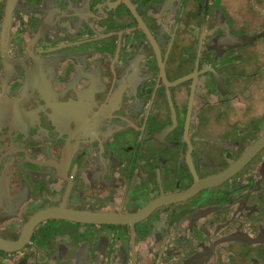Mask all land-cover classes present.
Segmentation results:
<instances>
[{
    "label": "flooded vegetation",
    "instance_id": "af4514ba",
    "mask_svg": "<svg viewBox=\"0 0 264 264\" xmlns=\"http://www.w3.org/2000/svg\"><path fill=\"white\" fill-rule=\"evenodd\" d=\"M230 1L0 0V264H264V147L137 216L264 136Z\"/></svg>",
    "mask_w": 264,
    "mask_h": 264
},
{
    "label": "water",
    "instance_id": "95a60500",
    "mask_svg": "<svg viewBox=\"0 0 264 264\" xmlns=\"http://www.w3.org/2000/svg\"><path fill=\"white\" fill-rule=\"evenodd\" d=\"M254 38H237V42L235 44H243L245 42H253ZM262 147H264V136H262L256 143L252 145V147L235 163H233L226 171L223 173L207 178L204 180H199L198 177L196 176V182L195 184L188 189L185 192L178 193V194H173L169 196H164L150 205H148L146 208H144L137 216L140 218L141 216L147 215L150 211H152L154 208H156L159 205L165 204V203H170V202H175L182 200L184 198H187L196 192H198L200 189L210 187L214 184H217L234 173H236L240 168H242ZM51 217H58V218H64V219H69V220H74V221H80V222H88V221H93V222H118L120 221L118 217H112L108 215H98V214H91V213H86V212H77V211H71L68 210L64 207L62 208H55V209H47L42 212H40L38 215L33 217L29 223L28 226L32 227L36 223H38L41 220L51 218ZM23 241V240H22ZM17 243H12L15 244L13 248L18 247L21 242ZM12 244L5 242L0 239V247L4 249H12Z\"/></svg>",
    "mask_w": 264,
    "mask_h": 264
},
{
    "label": "rangeland",
    "instance_id": "374dc122",
    "mask_svg": "<svg viewBox=\"0 0 264 264\" xmlns=\"http://www.w3.org/2000/svg\"><path fill=\"white\" fill-rule=\"evenodd\" d=\"M231 12L236 18V27H241L243 20L248 21L251 32H264V0H257L255 8L250 5V0H231ZM254 45V46H253ZM251 55L250 69L264 70V38L247 47ZM255 53V54H254Z\"/></svg>",
    "mask_w": 264,
    "mask_h": 264
}]
</instances>
